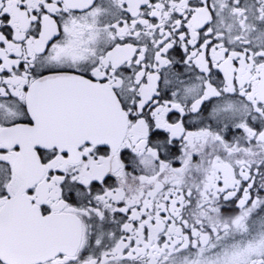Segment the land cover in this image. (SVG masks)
I'll return each instance as SVG.
<instances>
[{
  "label": "snow or ice",
  "instance_id": "1",
  "mask_svg": "<svg viewBox=\"0 0 264 264\" xmlns=\"http://www.w3.org/2000/svg\"><path fill=\"white\" fill-rule=\"evenodd\" d=\"M0 264H264V0H0Z\"/></svg>",
  "mask_w": 264,
  "mask_h": 264
}]
</instances>
